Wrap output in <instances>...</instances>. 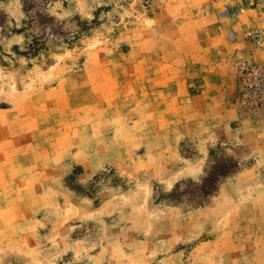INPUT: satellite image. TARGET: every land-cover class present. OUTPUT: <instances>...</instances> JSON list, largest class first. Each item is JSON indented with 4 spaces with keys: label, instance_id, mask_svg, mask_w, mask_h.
<instances>
[{
    "label": "rangeland",
    "instance_id": "374dc122",
    "mask_svg": "<svg viewBox=\"0 0 264 264\" xmlns=\"http://www.w3.org/2000/svg\"><path fill=\"white\" fill-rule=\"evenodd\" d=\"M250 66L264 0H0V264H264Z\"/></svg>",
    "mask_w": 264,
    "mask_h": 264
},
{
    "label": "built area",
    "instance_id": "2783aa9c",
    "mask_svg": "<svg viewBox=\"0 0 264 264\" xmlns=\"http://www.w3.org/2000/svg\"><path fill=\"white\" fill-rule=\"evenodd\" d=\"M244 13L243 9L228 8L221 13L224 18H235ZM250 37H254L249 34ZM235 35L229 34L228 40L234 41ZM242 92L245 101L250 105H255L259 108H264V67L263 66H250L242 74Z\"/></svg>",
    "mask_w": 264,
    "mask_h": 264
}]
</instances>
